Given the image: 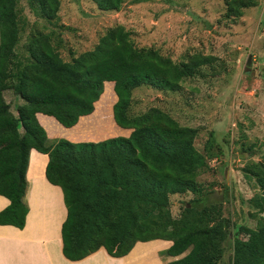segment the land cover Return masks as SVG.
Here are the masks:
<instances>
[{
  "label": "trees",
  "instance_id": "1",
  "mask_svg": "<svg viewBox=\"0 0 264 264\" xmlns=\"http://www.w3.org/2000/svg\"><path fill=\"white\" fill-rule=\"evenodd\" d=\"M91 1L100 11H117L123 3ZM27 2L37 18L48 23L57 20L59 0ZM18 3L0 0V196L9 201L0 211V226L20 230L25 226L26 172L30 152L35 150L47 155L45 178L63 194L66 218L61 242L67 260H82L100 248L120 258L140 242L144 244H137L126 259L128 264H157L151 255L157 243L150 241H167L170 246L161 254L172 261L166 264H219L231 224L221 203L208 202L197 181L208 160L218 155L212 150V135L201 153L194 146L196 128L180 125L157 107L140 114L129 111L135 89L149 86L176 92L210 58L192 55L186 62H173L152 48H136L125 29L116 26L91 50L65 60L59 52L63 40L55 30L44 32L34 26L20 44L25 22ZM255 4V0H228L226 15L240 18L243 9ZM5 92L21 100L16 114ZM37 113L53 117L64 128L91 115L70 134L51 118L45 119L51 136L112 135L111 115L117 127L130 133L98 142L63 138L51 142ZM84 122L95 125L99 136L76 134ZM103 129L106 133H101ZM249 155H254L253 150ZM39 161L33 156L32 167ZM241 171L262 193L249 200L256 210L254 217L259 216L257 229L244 228L247 236L236 245L231 264H264V155ZM188 193L193 198L174 217L170 197Z\"/></svg>",
  "mask_w": 264,
  "mask_h": 264
},
{
  "label": "rangeland",
  "instance_id": "2",
  "mask_svg": "<svg viewBox=\"0 0 264 264\" xmlns=\"http://www.w3.org/2000/svg\"><path fill=\"white\" fill-rule=\"evenodd\" d=\"M227 1L123 0L117 11H100L91 0H59L57 20L48 23L31 12L27 0H18V14L25 22L20 44H24L34 26L44 32L55 30L63 40L59 52L65 60L91 50L108 29L116 26L125 29L136 48H152L173 62H186L192 55L210 58L195 77L181 82L176 92L149 86L135 89L129 111L140 114L157 107L180 125L196 128L194 146L201 153L212 135V150L218 155L208 160V168L197 181L208 202L221 203L222 214L231 224L219 264H231L236 245L247 236L244 228L257 229L259 216L254 217L256 210L249 200L262 192L241 170L251 161L259 162L264 155V0H255V6L243 9L240 18L226 15ZM5 95L16 114L21 100L10 92ZM45 119L48 117H41L44 127ZM111 124L114 134L102 138L127 135L112 117ZM92 125L89 131L98 134ZM61 128L69 131L67 134L72 129ZM47 137L51 142L69 140L65 136ZM250 150L253 156L249 155ZM192 198L189 193L171 196L172 215L178 217L184 203ZM164 243L157 241V249ZM160 251L163 249L157 250V264L172 261Z\"/></svg>",
  "mask_w": 264,
  "mask_h": 264
},
{
  "label": "crops",
  "instance_id": "3",
  "mask_svg": "<svg viewBox=\"0 0 264 264\" xmlns=\"http://www.w3.org/2000/svg\"><path fill=\"white\" fill-rule=\"evenodd\" d=\"M6 97L5 95V99ZM36 117L45 130L46 128L41 122V117L51 118L59 127H63L53 117L45 116L41 113H37ZM85 117L86 116L81 117L78 123ZM77 124L72 127V129L75 128ZM89 125L91 124L84 122L83 128L81 130L79 129L76 134L85 135L84 132L87 130L89 131V128H91ZM89 132L88 135H93V133L97 134V132L91 131V129ZM125 133H127V135L125 134V137H127L130 131L125 130ZM47 134L49 137L51 136L48 131ZM92 139L69 138L70 142L73 141L74 143L98 142L108 138L106 136V138L96 137ZM33 156L40 159L35 167L31 165ZM47 162V155L40 154L35 150L30 152L29 164L26 172L28 185L24 198L28 207L25 226L21 230L12 226H0V264H128L126 259L130 253L135 249L137 244L144 243H136L126 256L120 258L109 256L104 248L98 249L93 254L79 261H69L63 256L61 226L66 218V208L61 189L58 186L51 185L45 178ZM8 205V199L0 196V211ZM150 242L157 243V241ZM165 242L167 243H164L165 246L158 249L156 248L154 252H151L152 257L156 260H158L157 250L163 249L164 251L170 246L169 242Z\"/></svg>",
  "mask_w": 264,
  "mask_h": 264
},
{
  "label": "water",
  "instance_id": "4",
  "mask_svg": "<svg viewBox=\"0 0 264 264\" xmlns=\"http://www.w3.org/2000/svg\"><path fill=\"white\" fill-rule=\"evenodd\" d=\"M250 63V58H248V64Z\"/></svg>",
  "mask_w": 264,
  "mask_h": 264
}]
</instances>
